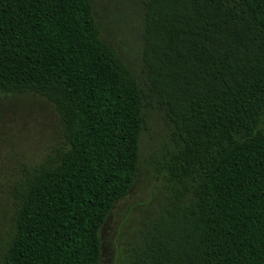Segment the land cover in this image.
Returning a JSON list of instances; mask_svg holds the SVG:
<instances>
[{
    "label": "trees",
    "instance_id": "16d2710c",
    "mask_svg": "<svg viewBox=\"0 0 264 264\" xmlns=\"http://www.w3.org/2000/svg\"><path fill=\"white\" fill-rule=\"evenodd\" d=\"M132 54L90 0H0V89L41 96L63 144L14 179L0 264H97L148 155L160 203L114 264H264V0H127Z\"/></svg>",
    "mask_w": 264,
    "mask_h": 264
},
{
    "label": "rangeland",
    "instance_id": "374dc122",
    "mask_svg": "<svg viewBox=\"0 0 264 264\" xmlns=\"http://www.w3.org/2000/svg\"><path fill=\"white\" fill-rule=\"evenodd\" d=\"M90 1L102 38L120 57L132 54L128 1ZM164 140L163 119L151 110L146 114V129L140 138V162L131 187L114 202L99 228L100 258L97 264H114L120 249L132 238L136 225L153 208H158L160 180L150 172L147 157ZM62 144L59 118L49 102L33 93H9L0 89V228L8 225L14 179L25 167Z\"/></svg>",
    "mask_w": 264,
    "mask_h": 264
}]
</instances>
